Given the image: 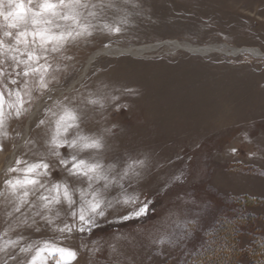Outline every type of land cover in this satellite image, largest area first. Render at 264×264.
Returning <instances> with one entry per match:
<instances>
[{
    "label": "rangeland",
    "instance_id": "374dc122",
    "mask_svg": "<svg viewBox=\"0 0 264 264\" xmlns=\"http://www.w3.org/2000/svg\"><path fill=\"white\" fill-rule=\"evenodd\" d=\"M38 2L33 0V6ZM81 3L87 6L75 10L79 25L57 20L60 27L52 31L75 29L82 35L68 38L58 51L47 45L46 59L39 61L46 66L48 90L40 88V73L26 78L23 64L15 69L11 59L0 63L6 73L3 83L13 92L21 91L27 109L17 118L15 109L7 107L15 97L5 92L0 264H28L44 241L74 249L78 258L72 264H188L220 217L232 212L233 202L244 199L250 201L242 211L253 217L238 237L244 252L240 264H247L245 253L253 237L264 238V200L220 194L211 176L252 149L256 153L246 159L264 166V0ZM116 27L119 33L113 31ZM31 39L28 48L39 52ZM6 42L14 43L10 38ZM18 47L20 52L9 55L26 59L25 46ZM65 108L77 113L79 127L62 132L61 138H96L102 148L81 151L64 145L58 149L60 156L52 154L49 141ZM41 119L46 123L37 127ZM72 155L101 165L99 178L89 182L69 176L58 160ZM17 160L50 165L49 174L38 177L44 187L29 186L27 197L23 190L13 194L4 184L6 179L24 178L23 171H8L26 167ZM227 168L264 177L252 167ZM57 182L68 184L77 212L82 206L87 212L86 202L93 195L102 201L105 216L96 217L90 232L56 230L78 224L66 202L42 207L39 197L54 195L49 189ZM126 199L133 203H122ZM145 202L146 213L134 215L133 208ZM29 246V252H21ZM46 264H56L55 258L48 257Z\"/></svg>",
    "mask_w": 264,
    "mask_h": 264
},
{
    "label": "snow or ice",
    "instance_id": "6c2138e0",
    "mask_svg": "<svg viewBox=\"0 0 264 264\" xmlns=\"http://www.w3.org/2000/svg\"><path fill=\"white\" fill-rule=\"evenodd\" d=\"M81 3V0H39L38 3L33 6V0H0V29L2 31V37L0 38V63H3L6 59H11L14 62V68L19 69L20 65L23 64L22 74L24 77H29L40 73L39 85L42 90H48V84L44 79L43 71H46L45 65H40L39 61L42 58L46 59V53L48 52L47 45H52V51H58L59 47L62 46L68 38L75 39L82 35V32L71 29L68 31H61L59 33L53 32L52 27H60L59 24L55 22L57 20L63 21H73V23L79 25L78 13L75 11L78 7H86ZM67 10V11H65ZM31 25V31H29L28 26ZM16 29L14 33L12 30ZM116 33L120 32V28L116 27L113 29ZM75 32V36L73 33ZM91 34L90 32L88 33ZM29 36H31V43L39 45L40 51L37 52L34 48L29 49ZM11 39L14 43L6 42L7 39ZM23 44L25 46L23 55H26V59H19L17 55L10 53L20 52L18 45ZM6 75L3 69H0V128L3 127L6 119L5 112V92H7L8 97H15L14 102H7V107L9 109H15V116L17 118L21 117L27 112L24 108V98L21 91L13 92L11 89L7 88V85L3 83V77ZM7 75H11L10 73ZM16 75H21L20 71L16 72ZM9 83L15 85L18 83L16 79H10ZM89 103H98L96 100H90ZM50 111V109H49ZM10 114V113H9ZM55 115V113H53ZM79 116L77 113L71 109L65 108L62 114L59 115L56 120L55 134L51 137L49 141L52 146V154L60 156L58 149L67 145L71 149L83 150H99L102 148V143L99 139L89 138L86 136H79L78 138L68 141L66 138H61V133H67L70 128L79 127ZM46 121L41 119L37 123V127L44 125ZM6 135V133H5ZM235 151V149H233ZM25 163L24 161L17 160L16 164L20 165ZM59 165L67 169L69 176L73 177H83L89 182L92 179L99 178V170L102 167L98 163H88L83 159H78L76 155H72L71 159L60 158L58 160ZM50 165L47 162H39L26 164V167L20 169L18 167H10L9 172H24V178L19 179H6L4 181L5 187L15 194L18 190H23L22 196L27 197L29 195L28 187L32 186L35 188L37 185L41 188L44 187L40 184L38 177L40 175H48ZM43 169V172L40 170ZM91 187V183H89ZM50 193L54 195L50 196H40L39 199L43 201L42 207L49 208L52 204L61 203V201L66 202L70 211V215L73 220L78 219V224H65L63 227H58L56 230L61 233H72L77 231L80 233H85L86 231H91L92 227L96 223V217H104L105 212L102 207V201L93 195L91 201H87V212L82 206L79 208L78 212L73 207L75 205V200L73 199V193L70 190L66 182H57L52 185L49 189ZM84 193L81 192V198L83 199ZM26 201L21 200V204ZM122 203L128 204L133 203L132 199H126ZM110 206V205H109ZM20 210V205L15 208V211ZM147 211V204H139L133 208L132 212L136 216L144 215ZM39 214V213H38ZM49 224L52 223V219L43 216ZM126 219L129 217H125ZM39 230V229H37ZM16 243V242H10ZM21 252L27 253L31 250V246L27 248H21ZM47 254V255H45ZM48 257L55 258L56 264H72L78 258L77 252L71 248H65L49 241H44L42 247L37 248L35 255L31 257L28 264H46Z\"/></svg>",
    "mask_w": 264,
    "mask_h": 264
},
{
    "label": "trees",
    "instance_id": "16d2710c",
    "mask_svg": "<svg viewBox=\"0 0 264 264\" xmlns=\"http://www.w3.org/2000/svg\"><path fill=\"white\" fill-rule=\"evenodd\" d=\"M249 201L233 202L232 212L220 217L207 234L202 249L190 258L188 264H240L239 258L244 253L239 247L240 229L253 219L242 211ZM245 254L247 264H264V238L254 236Z\"/></svg>",
    "mask_w": 264,
    "mask_h": 264
},
{
    "label": "crops",
    "instance_id": "0c3cea01",
    "mask_svg": "<svg viewBox=\"0 0 264 264\" xmlns=\"http://www.w3.org/2000/svg\"><path fill=\"white\" fill-rule=\"evenodd\" d=\"M236 152H238V150ZM255 153L256 151L252 149L248 155H246V157H250V155ZM236 156H234L231 161L229 160L223 164L222 167L215 169L214 175L211 176V178L215 180V190L223 195H245L251 198H260L264 200V191L259 190V187L264 186V177L262 175L232 172L227 168L231 167L232 165H241L244 167L256 168V170L264 173V166L253 162L251 159H246V157L239 160V157Z\"/></svg>",
    "mask_w": 264,
    "mask_h": 264
},
{
    "label": "bare ground",
    "instance_id": "6f19581e",
    "mask_svg": "<svg viewBox=\"0 0 264 264\" xmlns=\"http://www.w3.org/2000/svg\"><path fill=\"white\" fill-rule=\"evenodd\" d=\"M134 51H136V50H128V49H115V53H117V52H128V53H132V52H134ZM248 51H250V52H252V53H254V54H258V51L257 50H249L248 49ZM86 70H87V67L85 68V70L83 71V74H82V76L85 74V72H86ZM39 108V106L36 108V110ZM27 132V131H26ZM25 135H26V133H25Z\"/></svg>",
    "mask_w": 264,
    "mask_h": 264
},
{
    "label": "water",
    "instance_id": "95a60500",
    "mask_svg": "<svg viewBox=\"0 0 264 264\" xmlns=\"http://www.w3.org/2000/svg\"><path fill=\"white\" fill-rule=\"evenodd\" d=\"M239 53V52H238Z\"/></svg>",
    "mask_w": 264,
    "mask_h": 264
}]
</instances>
